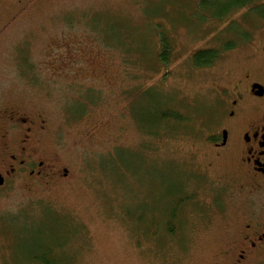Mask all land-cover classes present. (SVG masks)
Wrapping results in <instances>:
<instances>
[{
	"label": "rangeland",
	"instance_id": "374dc122",
	"mask_svg": "<svg viewBox=\"0 0 264 264\" xmlns=\"http://www.w3.org/2000/svg\"><path fill=\"white\" fill-rule=\"evenodd\" d=\"M197 3L0 0V110L14 106L39 115L45 129L37 147L46 162L67 170L39 181L6 175L0 264H37L29 259L44 245H54L48 264H213V245L236 229L235 203L218 198L217 208L214 197L191 193L175 236L156 230L155 219L159 209L171 214L172 191L184 173L204 163L186 130L203 120L211 124V112L221 109L218 89L229 88L246 68L264 69V57L251 50L264 44V22L249 17L254 24H243L251 35L244 43L227 32L241 10L201 22L211 8ZM160 33L171 50L167 65L158 60ZM232 40L236 46L212 66L192 67L194 51L221 50ZM72 57L82 60L73 73L64 69ZM84 92L96 100H86ZM149 93L162 115L182 117L158 126L153 138L140 122L154 114ZM149 142L150 155L137 153ZM1 151L0 143L3 172ZM200 181L191 180L193 190L205 189ZM252 206L264 212V197L256 195ZM126 210L142 213L143 224ZM252 264H264V257Z\"/></svg>",
	"mask_w": 264,
	"mask_h": 264
},
{
	"label": "flooded vegetation",
	"instance_id": "af4514ba",
	"mask_svg": "<svg viewBox=\"0 0 264 264\" xmlns=\"http://www.w3.org/2000/svg\"><path fill=\"white\" fill-rule=\"evenodd\" d=\"M261 45L255 50L251 47L254 57H264V44ZM80 61L72 57L64 69H71L73 73ZM134 91L130 87L127 94L132 95ZM92 94L84 92L83 96L86 100H96ZM218 94L221 109L211 112V124L203 120L204 123L185 132L204 163L196 168L197 172L192 168L185 173L178 197L185 209L191 203V193L214 197L217 208H221L222 199L235 203L239 208L236 229L227 232L223 242L213 245L215 250L210 255L214 258L213 264H252L264 257V212L257 214L252 206L256 195L264 197V69L246 68L240 78L232 80L229 88L218 89ZM147 96L148 107L154 109L151 93ZM134 110V117L138 118L137 105ZM43 124L39 115H25L14 106L0 110L3 169L0 175L4 183L9 175L31 181L51 180L57 173L66 176L67 170L46 162L47 155L37 147L38 137L45 129ZM191 180L205 181L208 186L193 190ZM218 198H221L219 203Z\"/></svg>",
	"mask_w": 264,
	"mask_h": 264
},
{
	"label": "trees",
	"instance_id": "16d2710c",
	"mask_svg": "<svg viewBox=\"0 0 264 264\" xmlns=\"http://www.w3.org/2000/svg\"><path fill=\"white\" fill-rule=\"evenodd\" d=\"M200 6L204 8H211V10H209L208 12H206V14H204V16H202L203 18L201 17L202 18L201 22H204L205 20H209L213 18L218 21H223L228 13H229L228 15H230L232 13H235L241 10L243 12L241 19L239 20V22L234 21L233 23L234 25L227 28L228 30L227 32L230 34H234V36H238L244 41V43H248L250 41L251 35L249 36L250 29L244 28L243 24L245 25L252 24V23L254 24L253 16H255L259 20V22L260 21L261 23L264 22V0H214V2L212 1L205 2V0H201L200 2L199 0V3H197V7H200ZM196 12L197 11H195V13ZM250 16L253 17V19H250L249 18ZM236 23H239L238 24L239 26H237ZM196 26H198V24ZM108 43L110 44L111 42H108ZM223 46L224 47L221 50L199 49V50L194 51L190 55L192 67L195 69H204V68H208L212 66L214 62H216L220 58L222 51L230 50L236 46V41L234 40L229 41L225 43ZM170 55H171L170 46L165 41L162 33H160V49L158 52V60L160 61L161 64L167 65L169 62ZM154 103H155V107L153 109L154 114L151 115L148 112L147 115L144 114L142 119L140 120L141 130L143 131L144 129L145 130L144 133L146 135H151L152 138L156 137V135L158 134L156 131V130H159L158 126L162 124H164L165 126L168 123L167 121L173 122V121L182 119V117H179L173 112H166L162 115L158 110V106L156 105V102ZM147 111H149V109H147ZM151 128H154V131H151ZM149 141L151 142L152 140H149ZM150 142L148 143L145 151L141 150V151H138L137 153L141 155H150L151 150L149 149L152 147ZM182 177L184 181L185 173ZM183 181L181 182V187H179V190L172 191L173 195L171 198H173V204L171 206L173 207V209L171 211V214L169 212L167 213V211L163 209L157 210L158 216L155 219V224H157L158 226L156 230H160V231L162 230L165 233V235H167L168 237L175 236V231H176L175 225H177V223L181 221L180 216L182 214V209L184 205H181V200H180L181 197H178V196L180 195V192L183 188ZM136 211L131 212V211L126 210L123 212V214L125 213L127 216H133L135 220V224L137 223L143 224V214L141 213L138 216L136 215L137 214ZM14 217H17V215ZM14 217L12 218L14 219ZM156 230H155V236H157ZM152 235H153L152 237H154V234ZM166 237L164 236L163 238L166 239ZM170 244L171 243H169V245ZM50 246L53 247L54 245H50ZM51 247H49V245L42 246L41 248L43 249L44 252L36 256L31 255L30 257L31 259H29V261L31 263H37V264H48L46 258L49 252H51V250L49 249Z\"/></svg>",
	"mask_w": 264,
	"mask_h": 264
},
{
	"label": "water",
	"instance_id": "95a60500",
	"mask_svg": "<svg viewBox=\"0 0 264 264\" xmlns=\"http://www.w3.org/2000/svg\"><path fill=\"white\" fill-rule=\"evenodd\" d=\"M3 183H4V180H3V178H2L1 175H0V186H2Z\"/></svg>",
	"mask_w": 264,
	"mask_h": 264
}]
</instances>
